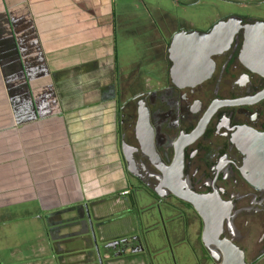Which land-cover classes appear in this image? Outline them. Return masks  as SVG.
<instances>
[{
    "label": "crops",
    "instance_id": "obj_1",
    "mask_svg": "<svg viewBox=\"0 0 264 264\" xmlns=\"http://www.w3.org/2000/svg\"><path fill=\"white\" fill-rule=\"evenodd\" d=\"M119 9L0 0V264H47L48 251L56 264L94 263L86 208L102 245L103 205L136 198L119 194L132 187L117 133Z\"/></svg>",
    "mask_w": 264,
    "mask_h": 264
},
{
    "label": "flooded vegetation",
    "instance_id": "obj_2",
    "mask_svg": "<svg viewBox=\"0 0 264 264\" xmlns=\"http://www.w3.org/2000/svg\"><path fill=\"white\" fill-rule=\"evenodd\" d=\"M251 7L247 12L216 13L199 26L161 8L160 20L138 29L143 43L151 44L150 52L124 80L116 71L120 163L131 179L126 195L136 198L117 214H108L104 223L123 218L140 229L157 216L167 235L182 237L185 264H217L211 254L218 249L214 239L239 246L247 264H264V73L241 59L247 36L264 42V8L256 3ZM213 30L208 76L194 83L173 80L169 48L175 35L183 33L180 41L185 43L188 34ZM192 42L191 48H202L199 37ZM122 82L136 88L123 100ZM245 143L250 151L249 179L244 173ZM122 149L132 164L123 161ZM190 192L198 196L202 215L176 195ZM140 200L143 208L137 204ZM205 226L208 244L202 239ZM93 244L96 261L91 264H115L122 258L148 264V241L137 232L97 249Z\"/></svg>",
    "mask_w": 264,
    "mask_h": 264
},
{
    "label": "rangeland",
    "instance_id": "obj_3",
    "mask_svg": "<svg viewBox=\"0 0 264 264\" xmlns=\"http://www.w3.org/2000/svg\"><path fill=\"white\" fill-rule=\"evenodd\" d=\"M116 0L120 7L117 14V25L114 28V37L116 44V52L118 65L122 70V80H124L136 68L138 59L142 58L145 53L150 52L151 44L144 42L143 35L138 33V29L142 24H150L153 20H160L158 17L160 9L165 8L177 16L179 19L192 22L193 25H203L205 20L213 19L216 13L226 11L247 12L252 9L253 4L260 5L264 8V0ZM124 7V8H122ZM123 9V10H122ZM153 19V20H152ZM145 45V52L143 51ZM144 52V53H143ZM150 54V53H149ZM123 83V82H122ZM124 84V83H123ZM121 99L130 97L136 88L128 87L124 84L121 88ZM139 199V198H138ZM139 207H142L143 202H137ZM143 208V207H142ZM119 205L113 202L106 203L101 208L102 211L110 213L118 211ZM144 213V212H143ZM155 221L150 223L143 222L140 229H134L129 220L115 218L108 220L107 241H121L130 238L135 232L145 236L148 241L146 262L148 264H185L186 246L182 237H174L167 235L163 230L162 223L160 224L156 216ZM153 222H155L153 224ZM92 231L95 235V242L99 246V234L96 224H93L91 217ZM20 227V226H19ZM116 232V233H115ZM126 233L122 235L123 233ZM115 234H120L117 238ZM131 234V235H130ZM130 236V237H129ZM102 250V249H101ZM47 264H56L50 256V252L46 253ZM129 258L117 260L115 264H139V260L130 261ZM17 263V260L5 261L3 264Z\"/></svg>",
    "mask_w": 264,
    "mask_h": 264
},
{
    "label": "water",
    "instance_id": "obj_4",
    "mask_svg": "<svg viewBox=\"0 0 264 264\" xmlns=\"http://www.w3.org/2000/svg\"><path fill=\"white\" fill-rule=\"evenodd\" d=\"M182 36L183 33L176 34L170 44L169 51L171 59L173 60V65L171 67V76L175 81L180 80L184 83H194L201 80L202 78H205L210 73L212 67L210 54L214 51V43L212 42V39H214L215 37V31L213 30L207 34L198 31L193 32L186 35L187 41L185 43L180 41V37ZM195 37H199L202 40V48L198 50L191 48L194 47V42H192V39H194ZM219 45L223 46L225 44L221 43ZM257 55L260 56L258 57ZM241 59L249 68L264 73V42H262L261 44L255 43L251 36H247L241 52ZM198 62L199 65H197ZM144 115L145 114H142V116L140 115V117H142L146 125V116ZM244 152L246 154L244 173L245 177L249 179L250 151L247 143H245L244 145ZM123 161L127 162L128 164H132L130 157L128 155H125L124 152ZM128 169L130 168L128 167ZM176 195L189 201L198 211V213L202 215V208L197 195L191 192L187 195H181L177 193ZM86 216L92 239L95 242V235L92 231L91 215L87 208ZM207 230L208 229H206L205 226L202 234V239L206 244H208V241L206 240ZM214 241L216 242L218 249L217 251H212L211 254L218 259L217 264H247L244 258L243 250L240 249L239 246H237L235 243L227 239H214ZM95 248L97 249L96 242Z\"/></svg>",
    "mask_w": 264,
    "mask_h": 264
},
{
    "label": "built area",
    "instance_id": "obj_5",
    "mask_svg": "<svg viewBox=\"0 0 264 264\" xmlns=\"http://www.w3.org/2000/svg\"><path fill=\"white\" fill-rule=\"evenodd\" d=\"M128 192H129V189H124V190L120 191L119 194L126 195Z\"/></svg>",
    "mask_w": 264,
    "mask_h": 264
}]
</instances>
